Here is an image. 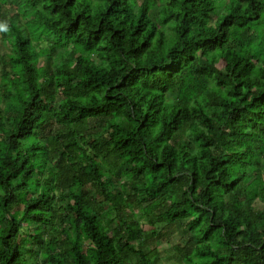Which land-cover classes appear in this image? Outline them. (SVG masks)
Here are the masks:
<instances>
[{"label": "trees", "instance_id": "16d2710c", "mask_svg": "<svg viewBox=\"0 0 264 264\" xmlns=\"http://www.w3.org/2000/svg\"><path fill=\"white\" fill-rule=\"evenodd\" d=\"M7 1L0 264H264V0Z\"/></svg>", "mask_w": 264, "mask_h": 264}, {"label": "rangeland", "instance_id": "374dc122", "mask_svg": "<svg viewBox=\"0 0 264 264\" xmlns=\"http://www.w3.org/2000/svg\"><path fill=\"white\" fill-rule=\"evenodd\" d=\"M7 2H8L7 3L8 4L7 14H9V16H10V15L18 13L20 0H8ZM19 17L21 19L23 18L21 15H19ZM22 21H24V19H22ZM0 48H1V46H0ZM2 49L3 50H9V47H8V45H5V46L2 47ZM39 63L45 64L46 63L45 58H41ZM261 206L262 205H261L260 202L256 204L257 208H260ZM177 242H182V239L179 238V237H175V236L172 237L171 239L167 240V241L160 242V253L163 254L165 249L173 246ZM162 262H163V264H172L170 261H167L165 259H163Z\"/></svg>", "mask_w": 264, "mask_h": 264}, {"label": "clouds", "instance_id": "9594fccd", "mask_svg": "<svg viewBox=\"0 0 264 264\" xmlns=\"http://www.w3.org/2000/svg\"><path fill=\"white\" fill-rule=\"evenodd\" d=\"M0 28H4V30H7V29L5 28V26H3V25H0Z\"/></svg>", "mask_w": 264, "mask_h": 264}]
</instances>
